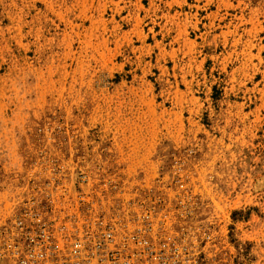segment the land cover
Wrapping results in <instances>:
<instances>
[{"label": "rangeland", "instance_id": "1", "mask_svg": "<svg viewBox=\"0 0 264 264\" xmlns=\"http://www.w3.org/2000/svg\"><path fill=\"white\" fill-rule=\"evenodd\" d=\"M77 155L186 188L206 264H264V0H0V216Z\"/></svg>", "mask_w": 264, "mask_h": 264}, {"label": "built area", "instance_id": "2", "mask_svg": "<svg viewBox=\"0 0 264 264\" xmlns=\"http://www.w3.org/2000/svg\"><path fill=\"white\" fill-rule=\"evenodd\" d=\"M41 158L0 216V264H206L196 203L162 171L146 178L107 158Z\"/></svg>", "mask_w": 264, "mask_h": 264}]
</instances>
